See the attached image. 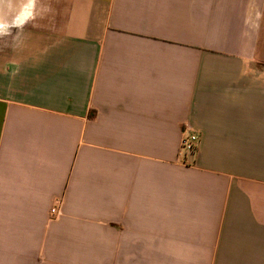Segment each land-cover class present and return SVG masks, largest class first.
<instances>
[{"label":"crops","instance_id":"0c3cea01","mask_svg":"<svg viewBox=\"0 0 264 264\" xmlns=\"http://www.w3.org/2000/svg\"><path fill=\"white\" fill-rule=\"evenodd\" d=\"M57 1L0 57V264H264V0Z\"/></svg>","mask_w":264,"mask_h":264},{"label":"rangeland","instance_id":"374dc122","mask_svg":"<svg viewBox=\"0 0 264 264\" xmlns=\"http://www.w3.org/2000/svg\"><path fill=\"white\" fill-rule=\"evenodd\" d=\"M58 2L57 0H0V57L3 54L4 57H13L14 50L7 49V47L16 43L17 40H21L25 32H31L33 24H36L37 21H46V18L41 17V15L47 12L48 7L57 6ZM257 47V58L264 67V27L260 33ZM117 243H115V248L123 250L122 252H131V241L121 239ZM110 262L112 264H131V256H115L111 258Z\"/></svg>","mask_w":264,"mask_h":264},{"label":"built area","instance_id":"2783aa9c","mask_svg":"<svg viewBox=\"0 0 264 264\" xmlns=\"http://www.w3.org/2000/svg\"><path fill=\"white\" fill-rule=\"evenodd\" d=\"M199 138L195 134H185L181 140V150L185 153H193L197 149ZM57 208H52L51 213L57 214Z\"/></svg>","mask_w":264,"mask_h":264},{"label":"bare ground","instance_id":"6f19581e","mask_svg":"<svg viewBox=\"0 0 264 264\" xmlns=\"http://www.w3.org/2000/svg\"><path fill=\"white\" fill-rule=\"evenodd\" d=\"M0 6H1V4H0ZM28 15H29V14H28ZM22 21H23V20H22ZM24 21H25V20H24ZM7 31H8V30H7ZM7 31H6V32H7ZM3 32H4V31H3ZM3 32H2V33H3ZM8 32H9V31H8ZM8 32H7V33H8ZM0 35H1V34H0Z\"/></svg>","mask_w":264,"mask_h":264}]
</instances>
